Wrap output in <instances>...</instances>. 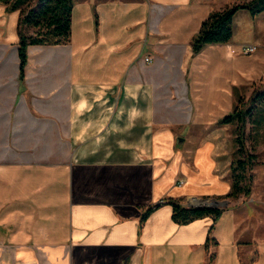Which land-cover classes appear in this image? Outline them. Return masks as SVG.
<instances>
[{"label":"crops","instance_id":"crops-1","mask_svg":"<svg viewBox=\"0 0 264 264\" xmlns=\"http://www.w3.org/2000/svg\"><path fill=\"white\" fill-rule=\"evenodd\" d=\"M241 1L74 0L70 43L30 46L24 81L21 13L0 4V264H264V104L249 196L222 198L238 146L219 124L263 80L241 47L264 12L246 42L192 45ZM170 198L229 205L179 225Z\"/></svg>","mask_w":264,"mask_h":264},{"label":"trees","instance_id":"trees-1","mask_svg":"<svg viewBox=\"0 0 264 264\" xmlns=\"http://www.w3.org/2000/svg\"><path fill=\"white\" fill-rule=\"evenodd\" d=\"M8 12L20 11L19 56L20 77L24 81L28 63V48L34 45L68 44L72 37V16L74 0H0ZM249 10L253 16L264 12V0H249L237 3L224 10L211 13L203 22L200 32L194 37V54L200 53L208 45L227 44L234 36V20L240 10ZM262 87L254 90L248 101L240 98L234 111L219 121L221 125L236 126L238 158L232 165V191L222 198L238 199L251 193L249 172L258 164L257 156L246 145L247 124L255 110L264 104V77ZM167 203L173 207V220L186 225L198 219L211 217L216 223L225 208L189 206L182 199L170 198ZM153 208L147 209L143 221ZM214 226V225H213Z\"/></svg>","mask_w":264,"mask_h":264},{"label":"rangeland","instance_id":"rangeland-1","mask_svg":"<svg viewBox=\"0 0 264 264\" xmlns=\"http://www.w3.org/2000/svg\"><path fill=\"white\" fill-rule=\"evenodd\" d=\"M247 2L248 0H242L240 3H247ZM251 23H253V21H252V14L250 13V11L246 9L240 10L234 20L235 35L237 38H241L240 41L246 42L244 38L248 35V33L252 32L249 30L250 29L249 26ZM253 32H254V36L258 38V41H256L257 39L254 38L253 40H251L250 43L247 44L257 46V50L255 51L254 54H264V26L263 27L261 26V28L257 27V29H255ZM257 35H260L261 38L258 37ZM260 63L264 65V59ZM262 83H263L262 81H258L257 83H255L250 87L247 88L243 87L242 93L245 102L250 99L254 90L260 89L262 87Z\"/></svg>","mask_w":264,"mask_h":264},{"label":"water","instance_id":"water-1","mask_svg":"<svg viewBox=\"0 0 264 264\" xmlns=\"http://www.w3.org/2000/svg\"><path fill=\"white\" fill-rule=\"evenodd\" d=\"M229 204L227 201H222L218 199H203L197 204H191L189 206H207V207H222L225 208Z\"/></svg>","mask_w":264,"mask_h":264},{"label":"built area","instance_id":"built-area-1","mask_svg":"<svg viewBox=\"0 0 264 264\" xmlns=\"http://www.w3.org/2000/svg\"><path fill=\"white\" fill-rule=\"evenodd\" d=\"M257 50V46L255 45H243L241 47V53L243 54H252L254 53L255 51ZM151 59L150 58H147V61H150Z\"/></svg>","mask_w":264,"mask_h":264}]
</instances>
